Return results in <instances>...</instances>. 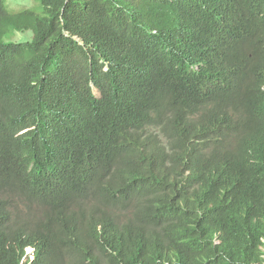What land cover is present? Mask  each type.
<instances>
[{"label":"trees","instance_id":"1","mask_svg":"<svg viewBox=\"0 0 264 264\" xmlns=\"http://www.w3.org/2000/svg\"><path fill=\"white\" fill-rule=\"evenodd\" d=\"M39 2L0 0V197L44 160L45 189L83 185L106 212L31 225L0 205V264H264V47L237 45L239 5Z\"/></svg>","mask_w":264,"mask_h":264},{"label":"clouds","instance_id":"2","mask_svg":"<svg viewBox=\"0 0 264 264\" xmlns=\"http://www.w3.org/2000/svg\"><path fill=\"white\" fill-rule=\"evenodd\" d=\"M235 5L239 6L231 9V13L239 17L241 39L237 45L249 46L259 43L264 47V42L261 41L264 38V0H223L220 6L213 9H229ZM91 88L97 95L96 99H102L97 89L93 86ZM104 110L106 113L116 114L114 109L108 106H105ZM50 166L57 168L42 160V179L38 186L29 192L4 194L6 202L0 197V202H5L0 205L6 209L12 220L26 219L31 225H33L31 220L36 221L43 215H49L54 223L91 226L95 218L106 212L105 201L91 189L86 190L83 185L78 187L74 183L68 195L63 197L56 195L52 189H45L47 179L45 171ZM53 227L54 230H59L55 224Z\"/></svg>","mask_w":264,"mask_h":264},{"label":"rangeland","instance_id":"3","mask_svg":"<svg viewBox=\"0 0 264 264\" xmlns=\"http://www.w3.org/2000/svg\"><path fill=\"white\" fill-rule=\"evenodd\" d=\"M6 9L10 13H16L22 10H32L33 12L40 14L43 11L39 0H5ZM31 32H25L23 34L15 31H10L8 36L4 37L5 42H26L30 41Z\"/></svg>","mask_w":264,"mask_h":264},{"label":"bare ground","instance_id":"4","mask_svg":"<svg viewBox=\"0 0 264 264\" xmlns=\"http://www.w3.org/2000/svg\"><path fill=\"white\" fill-rule=\"evenodd\" d=\"M181 56V55H180ZM178 57V56H177ZM181 60V59H180ZM178 62V61H177ZM185 62V61H184ZM173 63V62H172ZM158 65V64H157ZM169 65V64H168ZM174 67V66H173ZM181 67V66H180ZM172 68V67H171ZM174 69V68H173ZM186 69V68H185ZM148 73V72H147ZM170 73V72H169ZM179 73V72H178ZM186 73V72H185ZM202 73V72H201ZM176 75V74H175ZM178 75V74H177ZM179 75H180V73H179ZM144 76V75H143ZM183 76V75H182ZM145 77V76H144ZM200 77V76H199ZM180 78V77H179ZM185 78V77H184ZM147 79V78H146ZM187 80V79H186ZM150 83H151V79H150ZM146 84V83H145ZM158 84V83H157ZM146 85H148V84H146ZM152 85V84H151ZM150 88V87H149ZM210 88V87H209ZM212 91H214V90H212ZM214 93V92H213ZM198 95V94H197ZM169 103V102H168ZM167 104V103H166ZM167 106V105H166ZM179 107V106H178ZM176 116V115H175ZM178 119V118H177ZM176 122V121H175ZM170 123V122H169ZM139 134V133H138ZM88 136V135H87ZM134 136H135V134H134ZM93 143V142H92ZM103 147V146H102ZM105 147V146H104ZM131 150V149H130ZM131 154V153H130ZM130 156V155H129ZM127 157V156H126ZM264 160V159H263ZM136 203V202H135ZM258 227V226H257ZM256 229V228H255ZM251 231H255V230H251ZM250 231V232H251ZM248 232V231H247ZM260 232V231H259ZM257 233H258V231H257ZM249 234V233H248ZM261 235V234H260Z\"/></svg>","mask_w":264,"mask_h":264}]
</instances>
